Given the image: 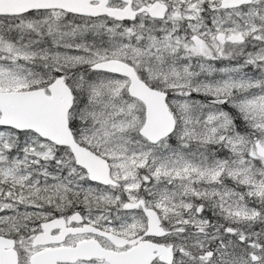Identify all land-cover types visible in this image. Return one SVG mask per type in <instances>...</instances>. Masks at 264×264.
Wrapping results in <instances>:
<instances>
[{"label":"snow or ice","instance_id":"snow-or-ice-1","mask_svg":"<svg viewBox=\"0 0 264 264\" xmlns=\"http://www.w3.org/2000/svg\"><path fill=\"white\" fill-rule=\"evenodd\" d=\"M0 264H264V0H0Z\"/></svg>","mask_w":264,"mask_h":264}]
</instances>
